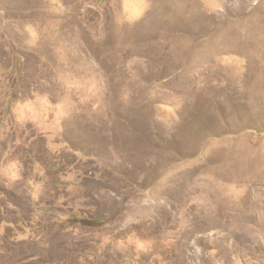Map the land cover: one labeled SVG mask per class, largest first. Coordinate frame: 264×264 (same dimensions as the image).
<instances>
[{
	"label": "rangeland",
	"instance_id": "rangeland-1",
	"mask_svg": "<svg viewBox=\"0 0 264 264\" xmlns=\"http://www.w3.org/2000/svg\"><path fill=\"white\" fill-rule=\"evenodd\" d=\"M0 264H264V0H0Z\"/></svg>",
	"mask_w": 264,
	"mask_h": 264
}]
</instances>
